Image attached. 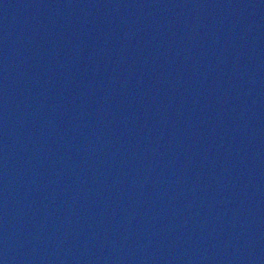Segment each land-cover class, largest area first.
Listing matches in <instances>:
<instances>
[{
  "label": "water",
  "instance_id": "95a60500",
  "mask_svg": "<svg viewBox=\"0 0 264 264\" xmlns=\"http://www.w3.org/2000/svg\"><path fill=\"white\" fill-rule=\"evenodd\" d=\"M0 264H264V0H0Z\"/></svg>",
  "mask_w": 264,
  "mask_h": 264
}]
</instances>
